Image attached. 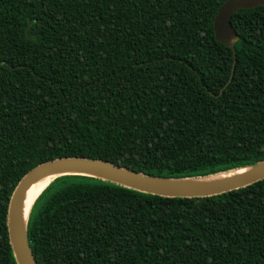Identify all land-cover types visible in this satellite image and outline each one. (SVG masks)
I'll list each match as a JSON object with an SVG mask.
<instances>
[{
  "label": "trees",
  "instance_id": "trees-1",
  "mask_svg": "<svg viewBox=\"0 0 264 264\" xmlns=\"http://www.w3.org/2000/svg\"><path fill=\"white\" fill-rule=\"evenodd\" d=\"M224 1L0 0V264H17L12 189L41 162L178 179L264 160V6L232 13L229 46ZM47 185L26 221L37 264H264V178L204 197Z\"/></svg>",
  "mask_w": 264,
  "mask_h": 264
},
{
  "label": "water",
  "instance_id": "water-1",
  "mask_svg": "<svg viewBox=\"0 0 264 264\" xmlns=\"http://www.w3.org/2000/svg\"><path fill=\"white\" fill-rule=\"evenodd\" d=\"M257 6H264V0L224 1L218 7L213 20V30L217 41L231 46L232 41L236 39V33L230 24L232 13L242 8ZM233 70L234 68L232 67L227 83L232 79ZM233 172L237 173L219 179L203 181L209 177ZM65 174L96 177L135 190L161 196L204 197L237 189L263 179L264 160L214 175L178 179L151 176L109 161L86 157H61L41 162L28 170L20 178L14 189H12L13 191L8 201L6 226L8 239L17 264H37L29 248L26 234L28 213L37 196L32 201L26 217H22V201L26 192L25 190L34 182L45 177L48 178V182L46 183L48 184L53 178Z\"/></svg>",
  "mask_w": 264,
  "mask_h": 264
},
{
  "label": "bare ground",
  "instance_id": "bare-ground-1",
  "mask_svg": "<svg viewBox=\"0 0 264 264\" xmlns=\"http://www.w3.org/2000/svg\"><path fill=\"white\" fill-rule=\"evenodd\" d=\"M240 171H243V170H240ZM240 171H238V172H240ZM235 173H237V172L224 174V175H220V176H213V177L206 178L203 181H210V180H214V179H219V178H223V177L233 175ZM47 182H48V178L45 177L41 180L34 182L33 184L30 185V187L28 189L25 190L26 192H25V195H24L23 201H22V212H23L22 217H26V214L30 208L32 201L39 194L40 190L44 188V186ZM48 185H49V183H48Z\"/></svg>",
  "mask_w": 264,
  "mask_h": 264
}]
</instances>
